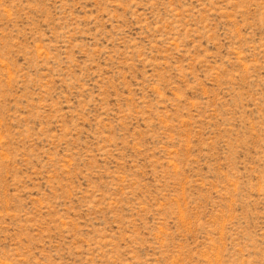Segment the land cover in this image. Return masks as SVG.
Wrapping results in <instances>:
<instances>
[{"label":"rangeland","instance_id":"rangeland-1","mask_svg":"<svg viewBox=\"0 0 264 264\" xmlns=\"http://www.w3.org/2000/svg\"><path fill=\"white\" fill-rule=\"evenodd\" d=\"M0 264H264V0H0Z\"/></svg>","mask_w":264,"mask_h":264}]
</instances>
